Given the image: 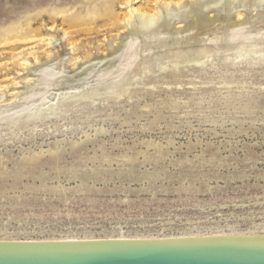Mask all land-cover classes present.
I'll use <instances>...</instances> for the list:
<instances>
[{
	"label": "rangeland",
	"instance_id": "374dc122",
	"mask_svg": "<svg viewBox=\"0 0 264 264\" xmlns=\"http://www.w3.org/2000/svg\"><path fill=\"white\" fill-rule=\"evenodd\" d=\"M128 1L0 0V241L264 234V0Z\"/></svg>",
	"mask_w": 264,
	"mask_h": 264
},
{
	"label": "water",
	"instance_id": "95a60500",
	"mask_svg": "<svg viewBox=\"0 0 264 264\" xmlns=\"http://www.w3.org/2000/svg\"><path fill=\"white\" fill-rule=\"evenodd\" d=\"M0 264H264V234L0 241Z\"/></svg>",
	"mask_w": 264,
	"mask_h": 264
},
{
	"label": "bare ground",
	"instance_id": "6f19581e",
	"mask_svg": "<svg viewBox=\"0 0 264 264\" xmlns=\"http://www.w3.org/2000/svg\"><path fill=\"white\" fill-rule=\"evenodd\" d=\"M153 1H154V6H155L154 11H152L149 14L148 13L146 14V13H137L133 9L130 12V18L127 20H124V22L122 23V26L126 29H128V27H131L132 21H135V15H138V18H139V20L142 24V27H143V33L154 34V32H156L158 30V28H160L159 22H160V19L162 18L163 15L168 16L171 21L174 19L178 20V16H173L172 13H170V7H174L179 13L185 8V6H182V2L184 0H153ZM202 1H204V0H191L190 1L189 10L187 12L183 11V14L186 16V18H189L190 15H194V14L196 16L199 14L198 11L201 12L205 9V6L202 3ZM236 1L237 0H228L229 5H233ZM254 1H258V0H254ZM128 2H132V0H130ZM248 2H249V0H248ZM208 8H209L208 10L212 9V7H208ZM201 17L202 16H200V15L197 17H194L195 18V19L193 18L194 20H190L187 22V24H184V25L187 27H190L191 30H194V29L201 30L202 22H199ZM235 17H236L235 25H237V24H239L238 21L243 17V14H241L240 12L236 13ZM179 18H180V16H179ZM214 19H216V17ZM207 21L211 22L212 19L209 18V19H207ZM181 27L184 28V26H179L178 29L176 28V31L174 32V34L181 33L182 32ZM179 31H181V32H179ZM41 166H42V164H41ZM28 170H29V167H28ZM261 235H263V234H261ZM226 236H228V235H226ZM251 236H254V235H251Z\"/></svg>",
	"mask_w": 264,
	"mask_h": 264
}]
</instances>
